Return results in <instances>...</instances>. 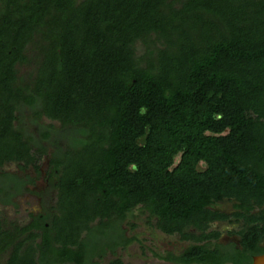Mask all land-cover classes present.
<instances>
[{
	"label": "trees",
	"instance_id": "1",
	"mask_svg": "<svg viewBox=\"0 0 264 264\" xmlns=\"http://www.w3.org/2000/svg\"><path fill=\"white\" fill-rule=\"evenodd\" d=\"M26 110L60 128L37 139L16 125ZM45 142L56 204L25 226L0 219V264H103L140 242L123 228L137 208L191 243L155 254L165 262L251 264L264 254V0H0L3 206L37 182L3 168L41 175ZM241 221L240 243L211 230Z\"/></svg>",
	"mask_w": 264,
	"mask_h": 264
},
{
	"label": "rangeland",
	"instance_id": "2",
	"mask_svg": "<svg viewBox=\"0 0 264 264\" xmlns=\"http://www.w3.org/2000/svg\"><path fill=\"white\" fill-rule=\"evenodd\" d=\"M81 1V0H79ZM141 50V49H140ZM139 54H142L139 51ZM30 57L32 59L37 57V52L30 50ZM36 64V58L27 65L19 67V76L25 78V80H30L29 76L34 72V67ZM19 120L16 125L21 128H25L26 132L30 135L36 136L37 139L40 138V131L42 127H47L53 124L57 129L60 128L58 122H51L47 118H43L39 123H33V113L29 110L22 111L18 114ZM61 146L66 147L68 142L66 139L61 141ZM44 145L48 148V155L42 159L41 162V175L33 169L29 168L26 171H22L17 164H7L3 170L7 173L17 174L22 178L31 177L37 179L36 185L30 186V192L26 193L19 198L14 200L15 205L3 206L0 203V219H2L6 225L11 223L25 226L31 221V215H38L43 212V210L49 209L56 204L57 193L50 187L49 179V168H50V156L54 152L53 146L49 142H45ZM233 202L226 201L218 209L227 213L232 214L234 212ZM156 221H151L149 219V214L146 213L142 208H137L133 210L124 224L123 228L127 231L126 236L128 238H137L140 242L133 243L127 249H119L117 256L112 254L107 255L103 264H109L111 261L121 258L123 264H171L159 259L155 254L166 255L167 253L180 254L183 252L191 243L181 240L179 235L169 236L164 234L156 227ZM243 227V221L240 223H230V222H220L212 225L211 230L220 231L222 233L221 242L226 243L228 241L240 240L239 236L233 235L229 236V232H236L241 230ZM107 239L105 242H111L119 239L118 232L114 229L108 228L106 231ZM97 238L92 241L93 243L103 241V238L97 234ZM100 243V242H99ZM8 257L2 260L5 263Z\"/></svg>",
	"mask_w": 264,
	"mask_h": 264
},
{
	"label": "water",
	"instance_id": "3",
	"mask_svg": "<svg viewBox=\"0 0 264 264\" xmlns=\"http://www.w3.org/2000/svg\"><path fill=\"white\" fill-rule=\"evenodd\" d=\"M252 264H264V254L258 255L253 258Z\"/></svg>",
	"mask_w": 264,
	"mask_h": 264
},
{
	"label": "flooded vegetation",
	"instance_id": "4",
	"mask_svg": "<svg viewBox=\"0 0 264 264\" xmlns=\"http://www.w3.org/2000/svg\"><path fill=\"white\" fill-rule=\"evenodd\" d=\"M241 230H242V229H241ZM241 230L235 232V233H236L235 235L239 236V238H240V240H239L237 243H240L241 240H242L241 235L238 234L239 232H241ZM228 234H229V233H228ZM229 236H233V235H230V234H229ZM228 242H236V241H231V240H230V241H228ZM228 242H226V243H228ZM260 246L264 249V240L260 243ZM262 255H263V254H262ZM255 256H258V255H255ZM255 256L252 257V262H253V258H254ZM251 264H252V263H251Z\"/></svg>",
	"mask_w": 264,
	"mask_h": 264
}]
</instances>
